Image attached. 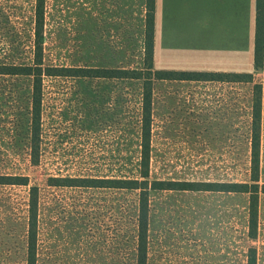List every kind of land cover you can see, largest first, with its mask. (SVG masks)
Listing matches in <instances>:
<instances>
[{
  "label": "rangeland",
  "instance_id": "obj_1",
  "mask_svg": "<svg viewBox=\"0 0 264 264\" xmlns=\"http://www.w3.org/2000/svg\"><path fill=\"white\" fill-rule=\"evenodd\" d=\"M254 5L243 0L240 14L238 6L220 1L214 18L207 0H183L169 12L163 7L162 25L185 33L184 45L194 54L181 60L192 66L176 71L246 73L251 79L152 82L150 181L249 183L258 93V185H264V19L254 68ZM44 7L45 66L145 68V0H45ZM33 10L34 0H0V65L31 63ZM225 33L242 34V67H205L213 63L205 52L208 40ZM142 90V80L44 78L39 161L32 165L30 80L0 75V176L28 178L27 187L0 185V264H26L31 186L38 187L36 264H135L138 191L53 187L48 178L139 179ZM247 200L245 194L151 191L146 264H246L249 247L264 264V194L255 240L246 236Z\"/></svg>",
  "mask_w": 264,
  "mask_h": 264
},
{
  "label": "trees",
  "instance_id": "obj_2",
  "mask_svg": "<svg viewBox=\"0 0 264 264\" xmlns=\"http://www.w3.org/2000/svg\"><path fill=\"white\" fill-rule=\"evenodd\" d=\"M45 0H34L33 10V41L31 63L25 65H0V75L27 77L30 80L29 101V149L30 163L37 165L40 153L42 83L47 77L76 78H116L143 81L142 113L140 125V156L139 179H106V178H48V185L53 187H78L119 189L138 191V208L135 223L136 256L135 264H146V234L149 213V193L151 191L178 190L204 191L247 195V238H257L259 195L264 194V185L259 181L260 155V100L254 93L252 100V115L250 124V168L249 183H216V182H173L149 180V117L151 105L152 82L154 80L168 81H220V82H250L251 75L246 73L200 72V71H161L152 70L154 53V10L155 0H145L144 20V57L143 70L130 69H94L49 67L43 63V22ZM264 0H255L254 49L253 64L258 67L259 55L263 40ZM1 186H28V178L24 176H0ZM37 211L38 187L31 186L28 191L27 203V234H26V264H36L37 243ZM246 264H257L256 250L249 247L246 254Z\"/></svg>",
  "mask_w": 264,
  "mask_h": 264
},
{
  "label": "crops",
  "instance_id": "obj_3",
  "mask_svg": "<svg viewBox=\"0 0 264 264\" xmlns=\"http://www.w3.org/2000/svg\"><path fill=\"white\" fill-rule=\"evenodd\" d=\"M183 0H155V10H154V53H153V64L158 63V70L161 68L172 69V71L179 70L180 68L192 66L193 64H188L185 61L192 57L191 51L189 52L188 47L184 45L185 33L180 31H174L171 27H164L162 25V15L164 13L163 7L165 6L167 12L174 8L175 3L181 5ZM220 1H225L226 6L237 9V6L242 13L243 0H207L210 5V16L215 17L213 10L218 6ZM255 2V0H254ZM241 17V15H240ZM253 23L255 22V5L254 12L252 15ZM254 29V26H253ZM196 38V37H195ZM197 39V38H196ZM199 51L198 54L202 58L204 49L203 39L200 37L199 40ZM205 51L208 54L207 58L212 60V64H205L204 66L227 69H237V67H242L243 65V37L240 33L239 38L235 34L234 37L230 33H225L221 37H210L207 42ZM196 55L197 52L195 53ZM203 59V58H202ZM211 63V62H210ZM202 67V66H200ZM174 69V70H173ZM163 71V70H161ZM233 73V72H229Z\"/></svg>",
  "mask_w": 264,
  "mask_h": 264
}]
</instances>
